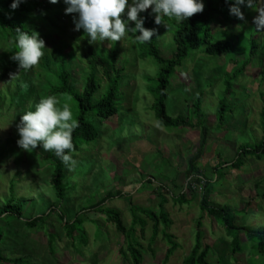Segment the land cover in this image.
Listing matches in <instances>:
<instances>
[{"label":"rangeland","instance_id":"obj_1","mask_svg":"<svg viewBox=\"0 0 264 264\" xmlns=\"http://www.w3.org/2000/svg\"><path fill=\"white\" fill-rule=\"evenodd\" d=\"M58 4L62 6L57 8L50 22H42L32 13L16 15L24 21L23 27L27 25L45 40V57L32 70L10 69L6 64L9 38L4 33L0 38V73H5L6 77L0 82V209L6 206L13 192L27 218L43 213L49 215L44 225L38 223L33 231L20 230L18 237L14 234L13 223L16 222L3 224L5 235L0 240L3 254L22 258L23 264H133L123 259L121 253L128 257L127 249L123 236L114 226L100 212H81V209L109 195L111 198L103 207L117 210L128 228L135 208L157 214L159 186H164L170 194L165 195V209L172 221L168 232L178 245L167 264H183L194 245L197 221L201 222L203 244L211 248L207 262L237 264L230 254L232 238L200 210L201 184L187 180L184 171L187 159L199 151L200 174L210 181V203L244 209L243 215L237 218L238 226H264V204L260 196L264 193V159L244 160L239 170L224 165L233 159L240 145L255 144L262 137L260 96L264 95V31H258L254 23V17L259 14L256 8L240 6L243 20L230 12L216 15L210 24L213 39L228 41L232 50L216 57H209L202 50L192 52L169 80L165 106L171 117L182 115L192 122L197 121L192 103L201 94L200 118L208 129L206 144L201 147L199 130L158 125L152 104L160 66L150 57L139 58L132 35L117 42L105 40L90 44V37L82 28L75 30L74 13L66 14L64 0H59ZM256 7H264V0H258ZM148 11L155 17L151 8ZM122 16L126 18L125 14ZM165 22L156 24L155 36L162 57L171 58L175 48L172 30L176 22ZM130 26L134 27V22ZM251 40L258 45L257 55L248 61ZM87 45L96 51L94 67L99 86L93 101L106 92L109 55L115 51V67L122 69L116 94L118 111L104 120L93 117L97 137L71 152V161H63L69 186L64 202H60L49 185L52 167L45 159L48 151L43 150L42 145L32 152L18 146L16 126L23 113L34 110L40 98L50 95V89L57 86V67L69 69L75 89L82 90L89 74ZM246 60V67L232 83L231 94L226 95L230 109L219 127L217 106L224 93L225 80ZM56 96L61 103L71 106L77 119V104L65 94ZM217 164L223 169L216 174L213 168ZM181 193L186 194L188 203L173 201L172 196ZM54 205L57 209H50ZM59 215L66 221L76 216L83 221L86 246L76 242L73 247L66 240ZM49 233L55 236L53 256L47 249ZM135 236L141 246V264H162L167 244L159 234L149 246L151 223L148 221L142 237L138 228ZM239 239L246 242L242 232ZM249 260L255 264L260 262L257 254L247 247L239 255L238 264H249Z\"/></svg>","mask_w":264,"mask_h":264},{"label":"trees","instance_id":"obj_2","mask_svg":"<svg viewBox=\"0 0 264 264\" xmlns=\"http://www.w3.org/2000/svg\"><path fill=\"white\" fill-rule=\"evenodd\" d=\"M258 0H256L257 3ZM12 0H0V38L4 33L9 38V52L6 64L10 69L22 70L28 72L31 69L24 70L19 69L18 62L14 61L11 57L13 53L18 50L15 48L14 41L16 38V28H21L24 31L31 33L32 29H28L27 25L23 27L22 22L16 15L31 14L37 16L42 22H50L51 16L57 12V8H61L62 5L58 3H50V0H23L18 8L12 9L10 7ZM234 3V0H204V10L189 17L182 23H175L173 27V42L174 53L171 58L162 57L159 47L156 42V36L154 34L152 40L148 43L136 42L138 48V56L140 59L150 57L160 66V71L157 74V88L155 91V100L152 104L157 123L159 126L166 128H182L199 130L201 133V144H206L208 129L204 126L203 120L200 118V103L201 94H199L196 100L192 103V109L195 113L197 121L192 122L188 117L178 115L171 117L167 114L165 102L167 99V87L169 85L170 78L173 77L175 69L182 65V62L192 53L197 50H202L204 54L209 57H216L219 55L227 54L232 50V47L228 41L214 40L210 32V24L216 15H226L230 12V5ZM242 7H248L241 5ZM145 17L144 26L146 28L155 29L156 23L154 17L145 11L140 13ZM76 14H74V17ZM168 22H171L167 17L164 18ZM257 43L251 40L250 52L247 60L257 55ZM201 47L203 49H201ZM88 55V67L89 74L83 85L81 91L75 89L74 84L71 82L70 70L63 66H59L56 69L57 86L52 87L49 91L50 95L65 94L69 100L77 104L78 115L77 120L79 126L73 132V145L72 152H76L79 148L90 141H93L97 137L96 128L92 125V118L97 117L100 120L107 119L115 115L118 111L116 103V94L118 90V84L121 78L122 69L115 67L116 55L115 51L109 55V72H106L107 76V89L102 98L97 101H93L92 97L98 89V80L95 75V61L96 51L95 49L87 45L86 48ZM45 57V56H44ZM238 67L231 75L227 76L225 80L224 93L217 106V122L220 127L225 119L226 114L229 111L228 100L226 95H230L232 92V83L234 79L242 73L247 65V61ZM49 68V64L45 63ZM51 68V67H50ZM49 71V70H48ZM52 73V72H51ZM5 73H0V82L5 79ZM264 78V72H263ZM260 100L262 102V109L260 115V127L262 131L261 139L255 144H243L240 145L235 151V156L229 163H224L231 169L239 170L244 165V160L254 159L256 161H262L264 159V95L261 94ZM39 146V145H38ZM38 146L35 148L37 149ZM200 152L192 154L186 161V168L184 171L185 178L188 180H194L197 184H201V196L199 201L200 210L206 214L214 222L222 226L226 235L231 237L230 241V254L232 260L238 264L239 255L248 247L253 250L260 258L258 264H264V226L250 227L246 225H237V218L240 214L243 215L245 210H238L229 204L214 205L209 201L210 188L208 184L209 180L202 177L198 167V161ZM52 167V175L49 182L50 188L54 192V196L60 202H64L68 186L66 176V166L63 161L57 159V156L53 151H48L45 156ZM223 169L221 164H217L213 170L215 173H220ZM159 204L158 212L153 213L145 211L140 208L133 209L132 221L128 228L123 225L121 215L117 210L103 207V203L111 196L107 195L103 200L98 203L81 209L82 211L100 212L104 216L105 220L111 223L116 232L121 234L124 238L125 247L127 249L128 257L126 253H121L124 260H130L133 264H141V246L135 236L136 229L138 228L142 235L144 234L145 227L148 221L151 223V236L149 246L155 241L157 236L161 234L163 240L167 244V249L164 254L163 263L167 264L168 259L177 250L178 245L174 241L172 234L168 232L171 227L172 221L169 217V213L165 209L167 199L165 195L169 194L166 187L159 186ZM264 204V193H261ZM175 203L184 204L188 203L186 194L181 193L178 196H172ZM50 209H57L56 205L51 206ZM80 212H78L79 214ZM48 214H41L33 218H27L24 214V210L19 200L15 197L13 192L9 199L6 201V206L0 209V240L5 235L3 232V224H15V235L18 237L20 230L33 231L38 223L45 224V219L48 218ZM62 230L66 240L74 247L75 243H82V247L87 245V235L84 232L83 221L74 217L71 221H66L60 216ZM197 230L194 235V245L187 257H185L183 264H211L207 262L206 257L211 252V248L207 244H203V235L200 232L201 222H196ZM161 227V229H160ZM239 232H242L246 238V242L242 243L239 239ZM55 236L52 233L47 234V249L50 255L55 254ZM1 245V244H0ZM262 258H261V257ZM22 258H10L3 254V250L0 246V264H23ZM249 264H255L251 260Z\"/></svg>","mask_w":264,"mask_h":264},{"label":"clouds","instance_id":"obj_3","mask_svg":"<svg viewBox=\"0 0 264 264\" xmlns=\"http://www.w3.org/2000/svg\"><path fill=\"white\" fill-rule=\"evenodd\" d=\"M22 2L12 0L10 7L14 10ZM58 2L50 0L53 4ZM64 3L67 5L66 14H76L75 30L82 28L90 37V44L105 40L117 42L130 34L135 41L148 43L156 29L146 28L145 17L140 13L151 8L156 24H166L165 17L179 24L202 12L205 7L204 0H64ZM241 5L256 8L259 14L254 17V23L258 31H264V7H256V0H234L230 5V14L241 20L244 19ZM131 22H134V27L130 26ZM16 33L14 45L18 50L11 58L18 62L19 69H31L40 63L45 54V40L34 31L30 33L16 28ZM78 126L79 121L67 102L61 103L56 95L43 96L35 104L34 110L22 114L16 126L19 132L17 144L28 152L42 145L43 150L53 151L68 163L72 160L71 152L74 149L73 132Z\"/></svg>","mask_w":264,"mask_h":264}]
</instances>
